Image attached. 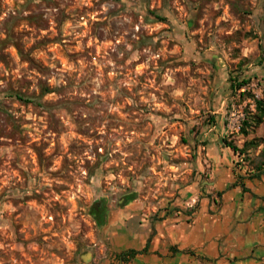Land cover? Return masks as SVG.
I'll return each mask as SVG.
<instances>
[{
    "label": "rangeland",
    "instance_id": "obj_1",
    "mask_svg": "<svg viewBox=\"0 0 264 264\" xmlns=\"http://www.w3.org/2000/svg\"><path fill=\"white\" fill-rule=\"evenodd\" d=\"M254 179L264 0H0V264H123Z\"/></svg>",
    "mask_w": 264,
    "mask_h": 264
},
{
    "label": "crops",
    "instance_id": "obj_2",
    "mask_svg": "<svg viewBox=\"0 0 264 264\" xmlns=\"http://www.w3.org/2000/svg\"><path fill=\"white\" fill-rule=\"evenodd\" d=\"M245 188L244 193L236 188L222 195L221 203L229 213L216 212V204L210 205L208 198H202V210L192 225H177L176 236L166 231L169 242L165 248H150L149 242L146 253L120 263L264 264V180L248 181ZM217 190L221 192L225 187L217 183ZM208 209L215 213L209 214ZM120 238L125 242L124 237ZM146 243L138 248L129 246L122 252L140 251Z\"/></svg>",
    "mask_w": 264,
    "mask_h": 264
},
{
    "label": "trees",
    "instance_id": "obj_3",
    "mask_svg": "<svg viewBox=\"0 0 264 264\" xmlns=\"http://www.w3.org/2000/svg\"><path fill=\"white\" fill-rule=\"evenodd\" d=\"M17 97H18L19 99H23V97H22L21 95H17ZM259 105H261V104L259 103ZM227 147L231 148L234 152H236V151L238 150V149H237L234 145H232V144H228ZM95 211H96V213L98 214L97 216H99V214H100V213H99V210L96 209ZM149 242H150V239L147 240V243H146L145 247H144L142 250H140V251H136V250L131 249V250H128V251H124V252H122V253L120 254V256H119V260H120L121 262L125 263V262H128L130 259L134 258L137 254L146 253L147 250H148Z\"/></svg>",
    "mask_w": 264,
    "mask_h": 264
}]
</instances>
